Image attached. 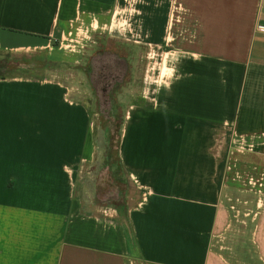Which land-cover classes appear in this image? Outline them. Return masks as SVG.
Returning a JSON list of instances; mask_svg holds the SVG:
<instances>
[{
	"label": "crops",
	"instance_id": "0c3cea01",
	"mask_svg": "<svg viewBox=\"0 0 264 264\" xmlns=\"http://www.w3.org/2000/svg\"><path fill=\"white\" fill-rule=\"evenodd\" d=\"M101 33L146 59L119 147L131 207L110 214L105 148L54 71ZM0 52L42 60L0 77V264H235L215 243L240 203L264 264V0H0Z\"/></svg>",
	"mask_w": 264,
	"mask_h": 264
},
{
	"label": "rangeland",
	"instance_id": "374dc122",
	"mask_svg": "<svg viewBox=\"0 0 264 264\" xmlns=\"http://www.w3.org/2000/svg\"><path fill=\"white\" fill-rule=\"evenodd\" d=\"M74 44V42H64L63 50L66 52V61L61 62L59 67L54 68L56 69L54 71L65 76L67 86L75 89L73 92L80 96L81 101L87 107L91 123L95 128L99 148L105 147V140L110 133L114 135L113 157L116 160L123 126L119 121L123 118L124 122L127 103L132 100V96L136 97L142 85V78L145 74V55L139 54L129 44L117 39L107 43L105 33L96 34L91 39L81 42L80 45L73 46ZM35 54L0 52V62L6 64L10 61L18 66L11 67L10 71L0 69V74L11 75L13 73V75L29 77L38 75L39 71L35 73L31 70L21 69L34 63L37 65L42 63V60L36 57L37 53ZM100 72L111 73L114 79H119L118 85L114 86L112 90H108L107 94L98 88L94 77ZM109 110L110 113H108ZM103 162L104 155L97 166L92 169L94 183H98L99 186L96 203L102 209L125 212L131 207L132 188L130 182L124 177L122 169L116 161L110 168L103 166ZM87 181L89 180L87 179ZM246 209H249V205L244 203L234 207L237 212L236 215L233 214V226L229 236L217 240L215 245L228 256L230 255V258H234V260H230L232 263L262 264L252 240L253 217L243 216ZM113 211L112 213H115ZM224 247L226 248L224 249Z\"/></svg>",
	"mask_w": 264,
	"mask_h": 264
},
{
	"label": "trees",
	"instance_id": "16d2710c",
	"mask_svg": "<svg viewBox=\"0 0 264 264\" xmlns=\"http://www.w3.org/2000/svg\"><path fill=\"white\" fill-rule=\"evenodd\" d=\"M12 65H14V64H12V62H10V61L7 62L6 64H5V62H0V69H4L6 71V70H9V69H12L13 68ZM4 75H5V73L4 74L1 73L0 77H2ZM94 77H95L96 82L98 84V88L100 90H102L103 93H106V94H107L108 90H112L114 88V86L118 85L117 83H119V79H114L113 75L111 73H108V72H106V73L100 72L99 74L95 75ZM110 112L111 111L109 110L108 113H110ZM119 123L123 124V118L119 121ZM113 139H114V135L112 133H110L108 138H107V140H106L105 147H104L105 148V152H104L103 166L110 168V167H112V165L116 161L118 166L122 169V165H121L120 157H119V147H120L121 137L119 139L118 156L116 157L117 158L116 160L113 157ZM96 143L98 145L97 137H96ZM122 172H123V170H122Z\"/></svg>",
	"mask_w": 264,
	"mask_h": 264
},
{
	"label": "built area",
	"instance_id": "2783aa9c",
	"mask_svg": "<svg viewBox=\"0 0 264 264\" xmlns=\"http://www.w3.org/2000/svg\"><path fill=\"white\" fill-rule=\"evenodd\" d=\"M150 58H152V55L150 54ZM105 213L110 214L112 211H109V209H104ZM115 212V211H114Z\"/></svg>",
	"mask_w": 264,
	"mask_h": 264
}]
</instances>
